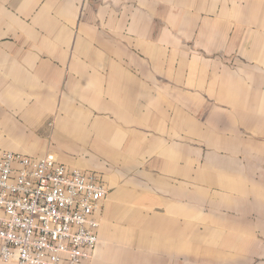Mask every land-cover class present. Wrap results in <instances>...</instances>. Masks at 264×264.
I'll return each instance as SVG.
<instances>
[{"label": "crops", "instance_id": "0c3cea01", "mask_svg": "<svg viewBox=\"0 0 264 264\" xmlns=\"http://www.w3.org/2000/svg\"><path fill=\"white\" fill-rule=\"evenodd\" d=\"M0 151L105 187L80 264H264V0H0Z\"/></svg>", "mask_w": 264, "mask_h": 264}, {"label": "built area", "instance_id": "2783aa9c", "mask_svg": "<svg viewBox=\"0 0 264 264\" xmlns=\"http://www.w3.org/2000/svg\"><path fill=\"white\" fill-rule=\"evenodd\" d=\"M106 194L93 172L52 153L0 151V260L80 264L92 258Z\"/></svg>", "mask_w": 264, "mask_h": 264}]
</instances>
